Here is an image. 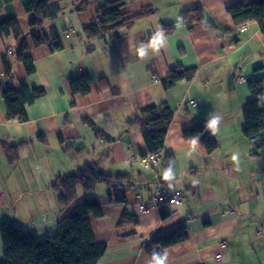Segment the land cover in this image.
<instances>
[{"label":"crops","instance_id":"crops-1","mask_svg":"<svg viewBox=\"0 0 264 264\" xmlns=\"http://www.w3.org/2000/svg\"><path fill=\"white\" fill-rule=\"evenodd\" d=\"M52 1L64 6L54 20L63 43L55 51L34 45L29 35L33 13L21 1L8 6L0 0V20L16 16L28 34L26 54L35 65L27 72L15 58L13 34L0 36V71L8 57L17 77L15 87L19 88L18 79H24L30 87L45 90L26 105L27 121L7 118L0 95V263L4 261L1 225L35 228L41 239L56 234L59 221L85 195L62 208L59 191L51 184L95 160L108 173H129L120 183L98 184L94 192L104 215L91 217L93 230L98 241L107 243L98 264H148L153 249L167 252L168 264H240L236 258L264 264V146L253 155L254 146L244 135V110L252 98L248 80L264 77V32L254 20L244 22L243 28L228 11L231 5L254 0H124L122 10L129 15L146 6L154 12L136 20L122 36L106 39L88 36L86 27L107 0H91L83 11L74 9L77 0ZM197 6L209 23L196 17L177 22L185 10ZM172 22L177 25L165 33L166 47L149 49L148 56L140 58L137 48L148 44L158 27ZM176 66L193 68L194 77L166 87L164 79ZM83 73L92 79L90 91L73 93L69 78ZM163 102L175 114L161 163L147 168L139 158L152 152L139 126L129 121L141 108ZM211 112L222 116L215 136L219 147L213 152L200 137L193 138L198 141L193 147V139L183 135L185 127L207 123ZM93 125L113 139L97 134ZM4 143H22L16 159L9 157ZM234 152L238 162L231 159ZM170 162L176 174L171 182L162 177ZM194 179L199 183L193 184ZM161 181L184 190V199L141 211L138 199L152 206V194ZM124 197L125 201L119 200ZM126 208L137 222L119 224ZM46 209L54 210L37 216ZM30 214L35 218L25 221ZM181 225L187 228V240L167 248L153 244L154 238Z\"/></svg>","mask_w":264,"mask_h":264},{"label":"trees","instance_id":"trees-1","mask_svg":"<svg viewBox=\"0 0 264 264\" xmlns=\"http://www.w3.org/2000/svg\"><path fill=\"white\" fill-rule=\"evenodd\" d=\"M5 5L11 6L17 0H3ZM21 1L26 11L33 13L30 19V33L34 45H47L50 51L59 50L63 47L61 34L54 24V20L61 14L63 7L60 3L52 0H18ZM91 0H77L74 6L76 11L87 9ZM124 0L110 1L97 11L93 22L86 27V33L90 37L122 36L124 31H129L136 20L148 17L154 12L151 6L144 7L139 13L127 14L122 8ZM234 21L242 24L248 21H256L264 32V0H254L250 3L239 2L228 7ZM196 17L203 23H209L205 19L202 7L197 6L185 10L179 20ZM177 22L164 23L165 33H171ZM17 40L15 58L21 60L27 72L35 69L31 55L26 54L29 48L28 34L24 33L17 21L16 16L0 20V36L12 35ZM4 70L0 71V95H2L7 108V118L27 121L26 105L34 102L44 95L45 90L41 87H30L26 80L18 79L19 88L13 85L17 79L13 73L11 61L8 57L3 59ZM193 68L176 66L170 75L164 79L166 87H172L183 79L194 77ZM264 77L250 78L248 86L252 93L251 100L247 103L244 115L246 125L244 135L253 144V155H258L264 146V103L257 97L264 94ZM92 79L88 74L71 76L69 85L73 93L86 94L90 91ZM104 85H108L103 80ZM175 114V110L166 102L149 104L129 121V124L139 126L151 152L160 151L164 147L165 135L169 124ZM206 123L199 121L183 129V135L187 140L200 137L209 152L219 147L215 136L205 130ZM97 134L105 136L107 140L113 138L97 129ZM22 144V143H21ZM20 144V145H21ZM19 144L4 143L6 152L11 159L18 157ZM167 158V157H166ZM129 173L111 174L106 172L99 161H88L81 165L76 172L60 175L51 184L59 191L58 202L61 207H67L73 200L83 194L84 201L75 205L58 223L59 231L41 239L35 228L28 231L18 224L4 222L1 225V239L4 247V261L0 264H98L107 249V243L98 241L95 237L91 217L99 218L104 215L103 203L94 195L98 184L121 182L128 178ZM125 201V197L119 199ZM163 215H166L163 213ZM138 219L132 215L128 208L124 210L119 224L135 223ZM188 238L187 228L181 225L173 231L154 238L153 244L162 248L181 243ZM152 251L150 250V255Z\"/></svg>","mask_w":264,"mask_h":264},{"label":"clouds","instance_id":"clouds-1","mask_svg":"<svg viewBox=\"0 0 264 264\" xmlns=\"http://www.w3.org/2000/svg\"><path fill=\"white\" fill-rule=\"evenodd\" d=\"M166 44H167V37L165 35V31L163 27H158L157 30L154 33H152L149 43L146 45H141L140 47L137 48V55L140 58H144L148 56L149 49L158 51L161 48L166 47ZM257 99L259 102L264 103V94L259 95ZM221 122H222V116H220L216 112H211L207 117L205 130L209 131L211 135L216 136L220 130ZM197 143L198 141L196 139L192 140L193 147H195ZM231 159L233 161L238 162L239 154L234 152L231 156ZM173 164L174 162H170L167 168L164 169L162 173V177L164 181L171 182L176 179V174L174 172ZM192 183L197 184L199 183V181L194 179ZM169 187H172L171 183H169ZM148 264H168V253L163 250L158 251L156 249H153Z\"/></svg>","mask_w":264,"mask_h":264},{"label":"built area","instance_id":"built-area-1","mask_svg":"<svg viewBox=\"0 0 264 264\" xmlns=\"http://www.w3.org/2000/svg\"><path fill=\"white\" fill-rule=\"evenodd\" d=\"M242 27L245 28V23H242ZM192 103L196 104L195 100H192ZM164 150L156 151L147 154L143 157H138L140 159L141 164L147 168H156L162 161L164 157ZM137 159V155L133 154L131 156V160L134 161ZM186 193L184 190L176 188V187H169V185L165 184L164 182H159L155 191L152 194V199L154 204L149 206L145 204L143 201L138 199V206L139 209L143 212H148L152 207H157L165 203H175L179 204L184 199Z\"/></svg>","mask_w":264,"mask_h":264},{"label":"rangeland","instance_id":"rangeland-1","mask_svg":"<svg viewBox=\"0 0 264 264\" xmlns=\"http://www.w3.org/2000/svg\"><path fill=\"white\" fill-rule=\"evenodd\" d=\"M54 209H52V210H47L46 209V211L44 212V213H40V214H38L37 213V216H39V217H42L43 216V214L45 215V216H48V215H50L51 214V212L53 211ZM23 211H21L20 212V214L22 213ZM248 211H245V213H247ZM33 214H30V215H28L27 217H24V219H25V221H27L28 219H31V218H35V215L33 216ZM254 222H256V220H251V223H254ZM255 258H256V256H255ZM257 259H259L258 257H257ZM260 260V259H259ZM236 261L237 262H239L240 264H246V263H248L249 261H247V260H245V259H237L236 258Z\"/></svg>","mask_w":264,"mask_h":264}]
</instances>
